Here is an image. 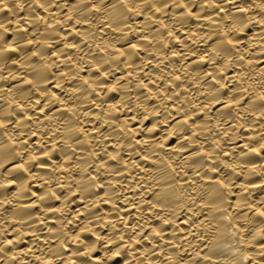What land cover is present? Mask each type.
<instances>
[{"label": "bare ground", "instance_id": "6f19581e", "mask_svg": "<svg viewBox=\"0 0 264 264\" xmlns=\"http://www.w3.org/2000/svg\"><path fill=\"white\" fill-rule=\"evenodd\" d=\"M0 264H264V0H0Z\"/></svg>", "mask_w": 264, "mask_h": 264}]
</instances>
